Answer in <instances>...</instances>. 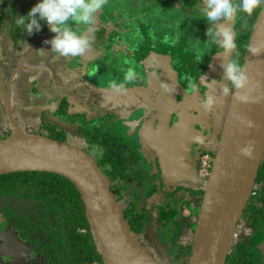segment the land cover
<instances>
[{
	"label": "flooded vegetation",
	"instance_id": "af4514ba",
	"mask_svg": "<svg viewBox=\"0 0 264 264\" xmlns=\"http://www.w3.org/2000/svg\"><path fill=\"white\" fill-rule=\"evenodd\" d=\"M1 3L2 0H0V6ZM106 3L105 1L104 6L96 10L94 13V20L90 25L81 23L79 27L81 32L82 29L84 31L85 28H87L86 30H90L89 32H92L90 40L93 41L98 48L95 56L92 58V63H90V65L88 63L89 68H91V70L88 68L89 74L92 73L96 84H105L111 89L113 84L118 81V75H111L106 67L108 66L113 70L121 65L120 70L124 71V77L120 75L121 79L119 81L121 83L122 79H124L126 82L124 81L120 84L123 90H118L116 88L111 96L122 97L127 95L132 97L135 95L137 97V99H135L139 101L136 102V100L131 98L133 104L131 103L130 108H127L129 110H115L111 106V96L108 94L110 96L107 100L108 105L110 104L108 110L100 111V113H93V107L87 109L78 107L75 103H71L70 105L71 97L69 98L68 91L63 90L66 93L61 94L57 100H53L51 103L52 105H59L58 110L53 111L61 115L60 122L49 120L47 117V120L43 119L46 116L44 111L41 113L43 118L40 119H36V117L28 111V115H24V125L30 123L35 124L36 119L40 128H43L41 125L45 122V124L51 126L59 125L67 131V129L73 130L68 128L69 125L76 128L77 124H80V122L78 123L77 121L79 118L84 117L85 121H87L89 119H99L104 115H113L110 118V123L115 125L120 124L122 126H124V124L129 125L132 130L131 132L125 130V133L141 145V147H139V150H141V160L139 164L143 168L142 171H144L143 176L145 180L141 186L138 187V194L141 196V200H139L140 206H144L147 209L151 208V211H153L156 216L158 213L157 210L161 207L170 209L176 206L179 207L178 209L183 208L182 213L187 210V215H189L191 213L189 205L191 204L194 206L199 202L198 193L199 190L203 188L200 185V180L202 178L199 173L201 162L198 161V158L203 156H199L197 152L199 151V153H201L202 146H205L204 144L207 141V137L212 135L215 110L227 109L225 104L228 94H224V87L228 86L230 90L233 89L226 78L224 67L221 70H217L216 68L210 69L213 56L224 48L222 45L212 43L213 47H208V55L203 57L201 62H197L196 55L188 54L186 57L183 56L187 60H183L178 54L180 53V49L178 48L181 46L179 40H181L182 37L179 31L177 33L173 29L166 27L167 29H164L167 30V33H164L163 37L159 36L157 32L158 29L146 20V14L142 11V7L140 6H137L138 9L135 10L137 14L135 15H126L116 20L114 13L112 20L104 19L103 8L107 6ZM8 5L13 7L11 2ZM11 10L14 13L13 8H11ZM95 15L98 17L97 20ZM134 23L139 26H134ZM232 27L234 28V24ZM4 28V17L0 16V40L4 39ZM34 29L35 28L32 30ZM164 29H162V31H164ZM184 30L186 31V35H191L192 38L194 32L187 31L186 29ZM9 32L10 30L8 29V33ZM12 32L11 30V35H8L12 44L8 43L5 44V46H7L8 49L14 50L15 53H9V55H11L9 58H6V56H8V54H6L5 61H7L6 63H8V66H3V69H0V79L3 81L6 75L9 80L7 86L3 85L2 88H0V106L5 108L4 110H6V107L8 110H12V112L7 110L9 116L11 117V115H13V117H16V109H13V107L17 103L7 99L9 98V94L5 92L6 90L4 88L11 85L12 90V82L18 77L21 71H28V76L37 79L38 84H42L43 81L44 84H46L47 81H49V85L56 89L57 92L60 93L62 90L58 86H53L52 84H54V81L50 80V76H56V73L51 69V61L45 60L38 49L29 47L31 45V40H18L14 42V34ZM84 34L85 33H83V37ZM137 39H140V42ZM93 42L90 46L93 45ZM113 45L114 47L111 48L110 46ZM18 46H20L21 50L17 49ZM24 48L27 50H23ZM192 49L193 48H190L189 50L194 51ZM189 50L188 52H190ZM19 51H21V55L17 56ZM27 51L33 54L31 59H29L28 53H26ZM34 52H39L35 55V58ZM25 56L26 59L24 58ZM40 58L41 65L35 62L31 63V61ZM1 59L2 54L0 50V61ZM78 60H80V58L76 56L74 62ZM27 61L28 64L26 63ZM70 61L72 63L73 59ZM231 61L233 62V59ZM33 64L35 65L33 66ZM122 64H125V66H122ZM129 69L132 70L131 79H127V76L125 77ZM47 70L51 71V73ZM22 83L23 81H19L18 83L22 86H20V92L23 88ZM193 88L197 90L193 91ZM31 90L33 91H31L29 96H32V93L38 90V88L35 85L31 87ZM26 91L28 90H25V92ZM15 92L17 91H11V96H14ZM106 92H110V90ZM146 95H148V102L154 104L152 108L138 105L139 102H143V97ZM210 97L212 103L208 105L207 101ZM28 100L29 98H27L26 101L23 100V104L28 102ZM159 100L161 107L158 105ZM9 101H11V105ZM21 103H19V105L23 106ZM175 103L176 106H174ZM105 105H107V103L103 104V106ZM23 107L25 108V106ZM46 108L48 107L44 105L43 110H46ZM154 108H156L155 111H153ZM167 108L169 110H166ZM0 110L1 116L3 109ZM92 113L94 116H91ZM41 116L39 115V117ZM6 123L7 125H5ZM33 124L31 125L33 126ZM142 129H144L143 132ZM11 131L12 126L8 124V121L0 123V138L7 137ZM28 131L37 132L38 129L32 128L28 129ZM197 131L200 133L198 134ZM166 132L168 134L176 132L175 137L177 139L175 142L172 143L171 141L166 142L163 140L162 134ZM141 137L145 138V145H142ZM180 151L186 152L183 155L186 162L183 163L182 166L178 165L181 167L179 169L177 164L172 161V157ZM214 151L213 149L212 153ZM92 155L98 161V156L95 154ZM135 156H139L140 158L139 153L135 154ZM214 157L215 155L212 158L214 159ZM184 166L189 174L194 175L191 176V181L186 182L189 183L187 185H184L175 178L181 175V171L185 172V170L182 169ZM203 174L204 173H202V175ZM5 203L10 204L12 209L16 211L11 213L13 210H7L5 214L0 212V264H32L35 261L45 264L44 252L39 249L34 242L37 236L36 231H33V222L35 223V218L33 204L30 198L16 194L0 196V204ZM30 205H32V207H30ZM257 233L259 234V232ZM257 233L254 232V239L258 238L255 235ZM154 243L155 244H149L150 246L148 248L158 259L157 253L170 256V248L162 250L158 240L154 241ZM183 257L184 255L182 258Z\"/></svg>",
	"mask_w": 264,
	"mask_h": 264
},
{
	"label": "trees",
	"instance_id": "16d2710c",
	"mask_svg": "<svg viewBox=\"0 0 264 264\" xmlns=\"http://www.w3.org/2000/svg\"><path fill=\"white\" fill-rule=\"evenodd\" d=\"M105 1L108 4L106 3L107 6L103 8V18L110 20H112L114 13L116 20L126 15L137 14L135 12L138 9L137 6L142 7L146 18L151 20L152 15L150 14L153 10L150 4L154 3L157 6L161 4L160 0H157V2H155L156 0ZM240 2L241 0L233 1L236 5H239ZM33 4L34 0H30L19 15L18 12L14 11L13 41H32L37 34L49 31L46 22V25L39 27L38 31L35 26V29L30 32L16 23L20 16H27ZM262 8L258 7L251 15L242 10H238L235 14L236 43L232 59L234 63L241 67L254 25ZM41 22L42 20L39 21V24ZM162 28L156 27L159 36L163 37V34L167 33V28L164 31H162ZM180 43L181 46L178 48L180 53L178 54L181 59L187 60L185 58L187 54L196 55L197 57L196 52L189 50L194 45L189 48L184 40H179ZM71 103L70 101V105ZM112 116L104 115L99 119H89L87 121L84 117L79 118L77 121L80 124L72 130L74 135L71 137L68 136L63 127L59 125L51 126L45 124V122L41 125L43 128H39L37 132L56 139L67 140L98 156V162L102 170L112 181V189L115 191L118 201L124 206L126 218L132 228L141 236L144 244L149 247V244H155L154 241L158 240L162 250L170 248L172 254L167 255V257L164 254L161 261L165 259L164 262L168 264H188L194 246L193 235L204 189L200 187L199 202L194 206L189 205L191 208L189 215H184L182 213L183 208L178 209L179 207L176 206L170 209L158 208L156 216L151 208L147 209L140 206L141 196L138 194V187L145 180L143 168L139 164L141 160L139 147L141 145L127 136L122 129V125L111 124L110 118ZM138 153L140 158L135 156ZM214 155L215 151L212 153V156ZM211 166L212 162L210 168ZM11 194L30 198L33 204L35 218L33 231H36L37 236L34 242L44 252L45 264H95L96 262L105 264L95 240L81 193L69 178L47 171H25L0 175V196ZM244 224L250 227L253 233L264 231V158L253 193L238 224V232L241 228L245 229ZM241 235L242 237L235 240L228 254L226 264H264L262 249L253 240H249L246 235ZM166 259L168 260L166 261ZM32 264L41 263L35 261Z\"/></svg>",
	"mask_w": 264,
	"mask_h": 264
},
{
	"label": "water",
	"instance_id": "95a60500",
	"mask_svg": "<svg viewBox=\"0 0 264 264\" xmlns=\"http://www.w3.org/2000/svg\"><path fill=\"white\" fill-rule=\"evenodd\" d=\"M40 24L46 25L44 20ZM232 32L235 44L233 27ZM232 50L226 53L224 49L214 55L210 69L221 70L222 60L226 65ZM77 57L84 63L83 54ZM241 68L247 83L243 88H233L226 97L220 139L202 186L204 194L188 264H226L264 158V7L254 25ZM245 149L250 155L244 154ZM25 171L58 173L76 185L105 264H168L160 261L132 228L123 204L111 188L110 177L83 147L12 125L11 133L0 138V174Z\"/></svg>",
	"mask_w": 264,
	"mask_h": 264
},
{
	"label": "rangeland",
	"instance_id": "374dc122",
	"mask_svg": "<svg viewBox=\"0 0 264 264\" xmlns=\"http://www.w3.org/2000/svg\"><path fill=\"white\" fill-rule=\"evenodd\" d=\"M160 1H161V4H160L161 7L155 5L154 3L150 4L151 8L153 10V12L151 11V14H150V15H152V17H150L151 20L147 19V18H146V20H148V22L150 20L151 24L155 27L162 28V27L168 26V28L173 29L177 33L179 31V33L182 35L181 40H184V42L187 44V46H193L194 45L195 47H193V49H195L194 51L197 53V55H200L202 57H206L208 55V52H209L208 47H211L212 43H210L208 41L210 38L206 35V33H207L208 29L211 27V25L208 24L203 18H201V9L203 7L204 0H196L193 2H187L185 0H160ZM160 1H158V2H160ZM10 2L13 4V10L18 12V14L23 10V8L25 7V5L27 3L26 0H2L1 7H0V15L2 17H4V26H5V28H4V31H5L4 39L8 42H10L9 36L11 35V33L9 32V36H8V31H6V29L8 28L10 31L12 30L11 26H12L13 19H14V15H13L14 13L12 12L11 7L8 5ZM37 2H38V0H36V3ZM150 2H152V1H150ZM155 2H157V0ZM195 2H197L198 5ZM178 4H180L181 7H179ZM155 7H157V8H155ZM96 16L97 15H95V18L97 20L98 17H96ZM234 21H235V15L233 16V18L230 21H227L225 23V25L228 24L227 26L223 25V27L227 28V30L231 34H233L232 26H230L229 24L233 25ZM41 25L42 24H39L40 28L42 27ZM67 25L73 31L77 32L78 34L83 35V29H82V32L79 29L81 22L73 19V20L68 21ZM134 26H139V25H136V23H134ZM32 28H35V25H33ZM86 29L87 28H85V30H84V33H85L84 37L86 40H88L87 41L88 47L82 53L85 56L83 58L84 63H82L81 60L79 62L76 61L77 65H76V62H74L76 56L65 57V56L60 55L58 52L53 51L51 40L53 39V37L56 34L51 31L50 26H49L48 32H45V33L43 32L41 34H38L30 42L31 43L30 47L32 49L33 48L38 49L40 51V53L44 56L45 60L51 61V63H52L51 69H53V71L56 73V76L55 75L50 76V80H53L54 84H52V85L55 87L56 86L60 87L62 92L59 93V92H57L56 89L52 88L51 85H49V83H50L49 81H47L46 84H44V81L42 82V84H38L37 79L28 76V71H21L19 73L18 77H16L15 80L12 82V90H11V85L4 88L6 90L5 92L7 94H9V98H11V99L7 98V99L12 100V102L17 103L16 105L14 104L15 106L13 107V109H16L17 116L13 117V115H11V117H10L9 112H12V110H8L7 107H6V110H4L5 108H2L0 106V109H3L2 110L3 112H1L2 114L0 116V123L8 121L9 125H11V126L15 125L24 131H28V129H32V128L39 130L40 126L38 125L39 123L36 121V119L43 118L41 116V113L43 111L46 113V116L43 119L47 120V118H48L49 120L60 122L61 121V115L56 114L53 111V110H58L59 105H56V104L52 105L51 103L53 102V100H57L61 96V94H65L66 92H64V91H68L67 93L69 95V98L71 97V100L73 101L72 103L77 104L78 107H83V108H87V109H90L93 107V113H100V111L108 110V107L110 106V104L108 105L107 100H108V98H110L111 94H113V91L116 90V88L111 87V89H110L105 84H100V85L96 84V82L94 80V76L92 75V73L89 74V71H88L89 65H90V63H92V58H93V56H95L98 48H97V46H95L94 42L90 40L92 32H89L90 30H86ZM134 29H135V27H134ZM184 29H186L187 31L194 32L192 38H191V35H188V34L186 35V31ZM140 39H137V40H139V42H140ZM92 42H93V45L90 46V44ZM220 45H222V44H220ZM110 47L113 48L114 45L110 46ZM0 50H1V54H2V59L0 61V69H3V66H6V67L8 66V63H6L7 61H5L6 60L5 59L6 54L15 53V51L12 49H8L7 46H3V44L1 43V40H0ZM223 50H221L219 53H221ZM26 53H28L29 59H31L33 54L30 53L29 51H27ZM230 55H231V58H230V61H231L232 56H233V50L230 53ZM10 56L11 55H8V56H6V58H9ZM17 56H20L19 52H18ZM34 58H35V55H34ZM52 58H54L55 60ZM71 59H73L72 63L70 61ZM40 60H41V58L37 59L35 61H31V63L35 62L38 65H41ZM230 61H228V62H230ZM26 63L28 64V61ZM88 63H89V65H88ZM34 65L35 64H33V66ZM85 65H87V66H85ZM122 66H125V64H122ZM106 69L108 70L109 73H111V75H118L117 76L118 81L115 82L116 85L120 86V84L125 81L124 79H122L121 83L119 81L121 79L120 77L123 76V74H124V71L120 70L121 65L118 66L117 69L115 68L112 70L108 66L106 67ZM89 70H91V68H89ZM47 71L49 73H51V71H49V70H47ZM44 74H46V73H44ZM126 76H128L127 73H126L125 77ZM101 80H103V79H101ZM19 81H23V83H22L23 88L21 89V92H20L21 84H18ZM8 84H9L8 76L5 75L3 81L0 79V88H2L3 85L7 86ZM35 85L37 86L38 90H36L35 92L32 93L33 97L29 96L31 94V91H33V90H31V87H33ZM51 89H52V91H51ZM25 90H28V91L25 92ZM109 90H110V92H106ZM111 90H112V92H111ZM11 91L12 92L17 91V92L14 93L15 94L14 96H11ZM228 94L229 95L231 94V90ZM133 96H135V95H133ZM27 98H29L28 102L23 104L22 101L23 100L26 101ZM131 98H132L131 96H127V95L122 96V97L121 96H118V97L117 96H111L110 103H111V106L113 107V109H115V110H129L127 108H130V104L133 103L131 101ZM8 100H7V102H8ZM226 102H227V99H226ZM9 103L11 105V101H9ZM19 103L23 104V106H25V108L23 106H20ZM104 103L105 104L107 103V105L103 106ZM44 105H46L48 107V108H46V110H43ZM153 105L154 104H152L151 102H148V95H146L143 97L142 105H139V106H143L146 108L147 107L152 108ZM158 105L160 106V100H159ZM225 106H227V103L225 104ZM100 108H102V109H100ZM155 109L156 108H154L153 111H155ZM28 111H30L31 114H33V116L36 117V119H35V124H33V123H30L28 125L25 124L26 125L25 126L24 125V118H25V116L28 115ZM93 113L91 116H94ZM225 113H226V110H215V117L213 120L214 127H213L212 135L210 134L211 136L207 137V141L204 144L205 146H202L201 153H199V151L197 152L199 156H203L201 158L200 157L198 158V161L201 162V166L199 165L200 166L199 167L200 168L199 173L201 175L200 177L202 178L200 180L201 186H203L205 184V181H207V178H208L207 176L209 175L208 173L210 172V169H209L210 167L208 168V173L205 172L204 168L206 166H208V163L211 164V162H213L212 151H213V149L216 150V146H217V143L219 141V137H220L223 122H224ZM39 115L41 117H39ZM76 123H77V121H76ZM31 124H33V126ZM5 125H7V123ZM68 128H71L73 130L75 129V127H73L72 125H69ZM122 129L124 131L126 130L128 132H131V130H132L129 127V125H126V124H124V126H122ZM135 131H136V128H135ZM143 131H144V129H142V132ZM197 132H198V134L200 133L199 131H197ZM67 134L70 137L72 135H74L73 131L68 130V129H67ZM175 135H176V132H174V133L171 132L169 134L166 132L165 134H162V137H163V140H165L166 142L171 141L173 143L177 139L175 137ZM141 140H142V145H145V138L141 137ZM185 153L186 152H183V151L176 153L172 157V161L174 163H176L177 165L182 166L183 163L186 162V160L183 156ZM179 166H178V168L180 169L181 167H179ZM182 169L185 170V172L181 171V173H180L181 175L178 176V178L177 177H175V178L179 182H182L184 185H187L189 183H186V182L191 181L192 180L191 176H194V175L189 174L187 172V169L185 166ZM202 173H204L203 174L204 176L202 175ZM196 183H198V182H196ZM30 207H32V205H30ZM7 210H13L12 206L10 204H7V203L0 204V212L5 214V212ZM15 211L16 210H13L11 213H13ZM183 214L187 215V210H185ZM244 227H245V229L241 228V230L239 232L237 230V235H236L237 239H238V237L239 238L242 237L241 234H243L244 236L246 235V237H248L249 240H253L262 249L263 254H264V231L259 232V234L258 233L255 234L258 238L254 239L253 238L254 233L252 232L251 228L247 227L246 224H244ZM163 255L164 254H158L157 253V256L159 257L160 261L164 258ZM166 257H167V254H166ZM168 259H166V261ZM164 261H165V259H164Z\"/></svg>",
	"mask_w": 264,
	"mask_h": 264
},
{
	"label": "clouds",
	"instance_id": "9594fccd",
	"mask_svg": "<svg viewBox=\"0 0 264 264\" xmlns=\"http://www.w3.org/2000/svg\"><path fill=\"white\" fill-rule=\"evenodd\" d=\"M104 2L105 0H38L28 11L27 16H20L16 23L30 32L33 25L37 27L38 31L39 21L44 20L51 27V31L56 34L51 40L53 51L65 57L78 56L88 47V42L82 34L73 31L67 22L74 19L85 25H90L94 20V13L104 6ZM258 7H264V0H241L239 5L234 4L233 0H204L201 18L211 25L206 33L210 38L208 41L217 45L222 44L226 53L234 49L232 34L223 25L230 21L238 10L251 15ZM202 59V56L197 55V62H201ZM222 66L232 88L240 89L246 85L247 76L240 65L231 61L225 65L222 60ZM131 78L132 70L129 69L127 79ZM113 87L123 90L116 84H113ZM192 90L196 91L197 89L193 88ZM229 91L228 86L224 87L225 95ZM211 103L210 97L207 104L211 105ZM242 151L245 155H250L249 150Z\"/></svg>",
	"mask_w": 264,
	"mask_h": 264
},
{
	"label": "crops",
	"instance_id": "0c3cea01",
	"mask_svg": "<svg viewBox=\"0 0 264 264\" xmlns=\"http://www.w3.org/2000/svg\"><path fill=\"white\" fill-rule=\"evenodd\" d=\"M1 7V6H0ZM11 8H13V7H11ZM13 12V11H12ZM15 13V12H14ZM1 16V15H0ZM9 27V26H8ZM33 29V28H32ZM31 29V30H32ZM6 31H8V28L6 29ZM28 31V30H27ZM10 33H11V31H10ZM8 35H9V33H8ZM14 42H16V41H14ZM1 43L3 44V46H5V44H8V43H11L12 44V42L10 41V42H8V41H6L5 39L4 40H1ZM30 47V46H29ZM17 49H19V50H21L20 49V46H18L17 47ZM26 48H24L23 50H25ZM27 50V49H26ZM20 52V55H21V51H19ZM39 52H34V55H36V54H38ZM8 55H9V53H8ZM25 59H26V56L24 57ZM55 60V59H54ZM132 98L134 99V100H136L137 99V97L136 96H132ZM136 98V99H135ZM139 100H136V102H138ZM133 104V103H132ZM142 103H140L139 102V104L138 105H141ZM131 105V104H130ZM142 111V110H141Z\"/></svg>",
	"mask_w": 264,
	"mask_h": 264
},
{
	"label": "built area",
	"instance_id": "2783aa9c",
	"mask_svg": "<svg viewBox=\"0 0 264 264\" xmlns=\"http://www.w3.org/2000/svg\"><path fill=\"white\" fill-rule=\"evenodd\" d=\"M210 167V164L208 163V166H206L204 169H205V172L208 173V168ZM95 264H103V263H100V262H96Z\"/></svg>",
	"mask_w": 264,
	"mask_h": 264
}]
</instances>
